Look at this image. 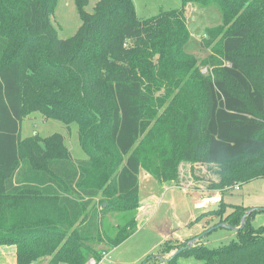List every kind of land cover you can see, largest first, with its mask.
I'll use <instances>...</instances> for the list:
<instances>
[{
	"label": "trees",
	"instance_id": "trees-1",
	"mask_svg": "<svg viewBox=\"0 0 264 264\" xmlns=\"http://www.w3.org/2000/svg\"><path fill=\"white\" fill-rule=\"evenodd\" d=\"M55 1L0 0V245L14 246L15 264L99 262L137 230L140 170L177 184L181 163L205 165L222 196L264 178V0H181L146 18L133 0H97L90 12L76 0L81 24L66 38L50 22ZM187 4L221 14L201 41L206 58L184 49ZM215 57L219 69L203 73ZM33 112L75 122L86 159L72 160L59 133L21 138ZM248 209L221 198L196 220L236 227ZM253 212L228 243L165 256L186 246L167 240L153 264H264ZM190 256L198 262L179 261Z\"/></svg>",
	"mask_w": 264,
	"mask_h": 264
},
{
	"label": "rangeland",
	"instance_id": "rangeland-1",
	"mask_svg": "<svg viewBox=\"0 0 264 264\" xmlns=\"http://www.w3.org/2000/svg\"><path fill=\"white\" fill-rule=\"evenodd\" d=\"M96 1L97 0H87V4L84 7L85 10L88 12L92 11ZM133 3L136 14L139 18L154 16L162 10L180 9L182 6L181 0H133ZM184 15L190 33V37L184 46L185 51L199 58H206L211 52L209 47H205L201 41L205 37V31L207 28L221 24L222 17L218 8L213 4L206 7L187 4L185 6ZM49 16L50 22L56 29L57 35L60 38H66L73 35L81 24L76 0H56ZM215 45V48H218L217 42H215ZM210 63L211 64L207 63V66H201V71L203 73H207V69L209 71L211 70V72L212 70L214 72L215 69H219L220 62L217 57H215ZM53 133H59L63 136V141L70 158L71 156L76 158H86V154L78 142L77 124L75 122L66 126L61 121L50 118L46 119L39 112H33L22 119L20 128L21 138L28 137L38 141L39 138H44ZM40 142L43 141L41 140ZM141 171L143 174L146 173L144 170ZM212 178H214V174L211 173V171L206 170L205 165L201 166L199 164L190 165L188 163H181L179 167V183L176 185L193 189H195V185H201L202 187L200 186L201 188L198 187V189L206 191L211 190L208 188V184L210 183L208 180ZM164 183L172 185L176 182L170 181ZM157 187L158 190L155 191ZM151 189L155 191L154 193L157 197L161 198L163 202L159 204V208L152 216L149 224L146 225V228L142 231L139 230L137 233L135 231L134 235L129 237L125 242L108 250L105 260L99 264H153L152 259H154V257L152 258V256H155L158 253L159 246L154 250L149 249L152 248L153 243H155L154 241L164 235L161 231L164 230L170 232L171 230H174L178 227V221L185 224L192 211L194 215L196 212L200 211L199 200L202 194L198 192L191 191L186 193L182 188L177 187L173 189L168 188L166 191H163V186H160L159 184L154 187H144L142 184L140 193L143 195L145 190L150 191ZM221 198L224 203L229 205L241 204L247 208H264V178H256L244 183L239 190L232 189L223 192ZM172 200L175 201L174 209L170 203ZM94 202L99 203V198H96ZM137 213L138 211L136 210V216ZM117 216L118 215L115 212L108 213L106 216L107 223L116 224L118 222ZM200 219L201 218H199L198 221ZM218 219V216H214L212 222H210V220L207 221L208 228L213 226ZM249 222L253 226L264 225V210L254 211L249 217ZM233 238H235L234 231L223 227H216L210 233L203 235L201 240L194 241L192 245L201 243L212 248L226 244ZM190 239L184 240L183 242L185 243ZM183 242L173 240L168 242L169 244L167 245L177 246ZM100 247L106 250V247L102 244ZM147 250L152 251L148 254L151 258L144 262L148 255L143 256V253ZM173 252L174 250H170L165 256H169ZM179 261L181 263L198 262L192 256L179 258ZM47 262L48 258H42L34 264H46ZM0 264H15L14 246L0 245Z\"/></svg>",
	"mask_w": 264,
	"mask_h": 264
},
{
	"label": "crops",
	"instance_id": "crops-1",
	"mask_svg": "<svg viewBox=\"0 0 264 264\" xmlns=\"http://www.w3.org/2000/svg\"><path fill=\"white\" fill-rule=\"evenodd\" d=\"M86 157H87V155H86ZM71 159L72 160H81V159H86V158H80V157L76 158V157L71 156ZM138 184H139V195H138L139 196V207L137 208L138 213L136 216V220L138 223L136 233L139 230L142 231L144 228H146V225L149 224L152 216L155 214V212H157V210L159 208V204L161 202H163L161 200V198L157 197V195L154 193L155 191L158 190V187L156 188L155 191H153L152 189L150 191L145 190L143 195H141L140 188L142 187V184L144 187L145 186L146 187L147 186L154 187V186L159 184L160 186H163V191H166L168 188L173 189V188L177 187V188H182L184 190V192H186V193L194 191V192H198V193L202 194V196L200 197V200H199L200 201V204H199L200 211H198L199 213L196 212L194 215L193 211H192L190 213V215L188 216V219H187L185 224L178 221V227H176L174 230H171L170 232L164 231V230L161 231L164 235H162L156 241H154L155 243H153L152 248L149 250H154V249H156L157 246H159V248H160L162 246V244H164V242H166L167 240H172V241L177 240L179 242H183L184 240H187V239H190V238L197 236L203 230L208 228V226H207L208 223H206V222L209 220H210V222H212L214 216H210V215L204 216L199 221L196 220V217L200 216L201 214H204L205 212H207L209 210L216 208L220 199H221V196H222L220 194V192L217 190H206V191H204V190H200L198 188L193 189V188H188V187H184V186H179V185H176L175 183H173L172 185L164 183V182L159 183L157 180H155L148 173L143 174L141 170L138 174ZM199 188H201V187H199ZM170 203H171L172 208L174 209L175 208V201L172 200ZM133 235H134V233L132 235H130L129 237H132ZM128 238H126L123 242H125ZM198 240H201V238ZM123 242H121V243H123ZM149 250L144 251L143 256L148 255V254H150V252H152ZM107 254L108 253H106V256H107ZM105 257H104L103 261L105 260Z\"/></svg>",
	"mask_w": 264,
	"mask_h": 264
},
{
	"label": "water",
	"instance_id": "water-1",
	"mask_svg": "<svg viewBox=\"0 0 264 264\" xmlns=\"http://www.w3.org/2000/svg\"><path fill=\"white\" fill-rule=\"evenodd\" d=\"M105 205V203H103V206ZM256 210H264V208L258 209V208H249L248 210L245 211L242 220H241V224L239 226H232L230 224L227 223H218L217 225L211 226L208 229L204 230L203 232H201L200 234H198L197 236L191 238L190 240H188L186 242V246L185 247H181L177 250H175L172 254V256L176 255L177 253H179L182 249L184 248H189L190 246H192V243L196 240H198L199 238H201L203 235L210 233L214 228L216 227H223V228H227L230 229L234 232L238 231L239 229H241L244 224H245V220H246V216L249 215L251 212L256 211ZM155 258H159V259H163L165 256L163 254H156L155 256H153Z\"/></svg>",
	"mask_w": 264,
	"mask_h": 264
},
{
	"label": "built area",
	"instance_id": "built-area-1",
	"mask_svg": "<svg viewBox=\"0 0 264 264\" xmlns=\"http://www.w3.org/2000/svg\"><path fill=\"white\" fill-rule=\"evenodd\" d=\"M233 189H234V190H238V189H239V186L236 185V186H234ZM102 255H103L102 260L100 259L99 262H96L94 259H90V260H89V264H99L100 262H103V259H104V257L106 256V253H103ZM46 264H53V263H51V262H47Z\"/></svg>",
	"mask_w": 264,
	"mask_h": 264
}]
</instances>
